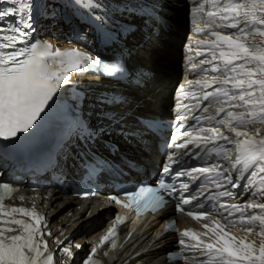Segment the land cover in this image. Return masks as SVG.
Wrapping results in <instances>:
<instances>
[{
    "label": "snow or ice",
    "instance_id": "snow-or-ice-1",
    "mask_svg": "<svg viewBox=\"0 0 264 264\" xmlns=\"http://www.w3.org/2000/svg\"><path fill=\"white\" fill-rule=\"evenodd\" d=\"M8 7L0 8V138H17L18 134L28 133L38 126L39 121L50 108V102L61 89L62 85L70 83L72 72L81 73L89 68L103 70L108 75L118 72L117 64H103L98 58H93L89 53L72 48L61 51L53 48L51 44L41 46L39 41L33 42L35 30V17L37 13V0H3ZM195 7L190 9V16L196 17L197 32H207L215 37L212 40H197V45H206L205 52L210 53L211 59L202 60L201 65L207 63L212 66V71L223 73V79L213 77L211 83L220 86L213 91L203 94L204 101L216 100L221 107L218 113H223L225 119L217 121L220 126H227L237 139H229L228 135L220 132L219 127L199 129V132H209L211 135H192L185 129L183 121L186 116H179L182 121L174 128L175 134L170 138V146L174 149L167 155V163L162 168V173L168 176V180L162 176L156 185H134L131 188L121 189V194L126 201L118 196L111 199L117 204L132 207L138 211L162 209L167 197H176L179 203L175 205L177 211H185L184 206L194 205L202 207L199 197L204 195L201 187L196 189L189 182L180 180L178 184L171 183L173 178L188 177L192 182L199 181L201 175L215 173L217 178L223 177V183L219 179L210 182L216 189H222L225 184L232 187H240L234 183L233 177L226 173L232 169L241 172V175L257 177L245 185L249 194L253 196V202L245 201L244 205L224 202L219 205L227 214L225 219L235 217L229 221L242 226L245 235L238 237L225 230V226L219 221H213L214 227L204 224L214 234L210 240H202L201 235L192 229L178 232L177 243L182 248L198 250L205 257L208 264H264V202H255L256 198L264 200V136L256 137L260 129H255V134L241 131L234 126L249 125L257 121L264 123V46H249V36L259 34L264 37V0H208L214 10L207 12V22L200 26V19L204 15L205 3L194 0ZM259 13V14H258ZM47 15V12L43 13ZM54 15V13H53ZM225 30H234L226 32ZM218 51V55H217ZM203 55V52L197 53ZM220 63H214V62ZM192 82L189 81V84ZM200 83V82H197ZM210 86L209 82H205ZM230 86V87H229ZM187 108V106H182ZM233 109H239L234 111ZM207 112L208 108H203ZM195 119V117H193ZM212 120L215 117H205ZM191 128V125L188 126ZM187 139H182V138ZM243 139H239V138ZM224 140L235 146L238 153L235 159L231 156V149L223 145L215 146L211 152L222 156L230 165L212 164L210 166H189L178 157V150H187L190 145L199 149L209 143L216 144ZM191 158L196 155L185 151L182 153ZM223 169V171H222ZM17 191L10 182L0 181V264H54V254L49 250L45 235L51 236L46 231V218L40 215L35 207L29 209L24 206L5 207V199ZM88 194L94 195V192ZM221 197L232 198L233 193L228 190L212 193L210 200H218ZM23 200V197H20ZM251 213L249 214V211ZM260 213V214H257ZM17 214L29 219L17 218ZM190 217L201 220L208 216L206 210L188 211ZM126 218L119 215L115 217L116 223H123ZM259 224L261 242L257 247L255 241H247V237L253 234L255 225ZM177 230L176 222L168 224L166 231ZM117 229L114 226L102 238V242H108L114 237ZM185 237H190L194 244L189 243ZM67 239V238H66ZM64 245V241H58ZM115 246V245H114ZM81 248V245H75ZM60 251L71 256V248L63 246ZM96 249L92 252L95 253ZM182 251L169 253V259H183ZM83 264H100L92 255L85 258Z\"/></svg>",
    "mask_w": 264,
    "mask_h": 264
},
{
    "label": "bare ground",
    "instance_id": "bare-ground-1",
    "mask_svg": "<svg viewBox=\"0 0 264 264\" xmlns=\"http://www.w3.org/2000/svg\"><path fill=\"white\" fill-rule=\"evenodd\" d=\"M155 1H157L162 7H165L166 9L168 8L169 11L173 13V15L179 16L176 17V20L178 22L180 21V23L183 20L181 18V15H183L185 11H187V7L190 5L192 7L196 6L194 0ZM122 2H129V0H122ZM45 9L47 15H43L41 19L42 28L40 33V36L44 39L53 41L59 46H73L74 42H69V40H64L65 42H61L60 40H57L56 37L61 36L62 34H66V36L68 37V35L71 36L74 33L76 35L77 32L80 33V35L89 34L88 28L83 24H79V22L74 20L70 15H68V18L66 19L67 21L63 20L59 15L60 7L56 6L55 3H48L47 6H45ZM104 9L114 14H121L125 18L133 17L131 16L133 13H130L127 8L115 7L112 6L109 2H107V5L104 6ZM171 21L173 23H177L175 19H171ZM129 23L132 24L131 22ZM179 26V29H177L178 27L176 29H170L169 34L174 39L173 44H170V41L168 42L166 38L157 37L154 40H150L149 42H147L146 46H143L142 48H139L137 50L142 52L141 58L143 59L145 66H149L150 69L153 68L157 70V67L159 68L165 65L164 61L166 59L167 53H169L171 48L176 46L175 41L177 38L179 41V37L183 32L182 25ZM175 27L176 26L174 25V28ZM187 33H185V36L187 35ZM166 35H168V33H166L164 37ZM192 37L193 36L191 35L189 36V41H191ZM246 43L248 45H251L250 43L254 45L255 43H258V41H247ZM149 84L151 86L149 88L146 87L145 89H143V92L139 94V98L146 99L143 101L144 105H146V103L151 104L150 102L152 100H156L159 91H154L158 86L157 78L150 81ZM246 127H250L252 130H255V128L250 124ZM258 127L264 133V123L259 122ZM129 149L134 156H144L145 159L144 161H142L144 166H150V164L153 163L154 156L152 155L149 147H145V149H142L141 146L137 144L134 146H129ZM47 194L48 193H45L44 191L39 193L32 191L17 193L13 195L9 200L4 202L5 207L7 208L11 206H24L29 209L35 207L36 209L41 210L47 216V220L49 221L48 225L46 226V231H50L52 234L51 236L45 235L44 237L48 241L49 250L54 254V257L61 258L62 256H64L63 258L65 260H70L71 256L60 251V248L63 246H68L71 248V252L79 254V252L81 251L79 250L77 252V248L75 247V245L85 244V239H83L81 235L86 233L87 229H91V232H93L91 234L94 235L99 228V225L102 223L104 218L103 215L106 211H95L94 209H92L88 214H85L83 210L76 208L77 204L83 205L84 201L76 200L71 196L70 193L51 189L50 195ZM20 197H23L24 199L21 200ZM255 202L261 203L264 202V200L256 198ZM95 203V199H92L90 201V204L92 205ZM248 211L250 214L251 210ZM17 218L27 219V217H22L21 214H17ZM244 227L246 226H242L236 223L234 228H231V230L228 229V232L235 234L238 237H243L245 235V232L243 231ZM259 231L260 227L257 223L255 225L253 234L247 237V241H255V245L257 247L261 242V237L257 235ZM167 239L168 237H160L159 231L155 228L154 225L141 232L135 233L127 239V241L123 245V248L119 251L118 260L114 264H127V261H129L128 264H184L179 262H167L165 260L162 255L161 249L158 246L160 243L166 242ZM58 241H64L65 243L64 245H60Z\"/></svg>",
    "mask_w": 264,
    "mask_h": 264
},
{
    "label": "rangeland",
    "instance_id": "rangeland-1",
    "mask_svg": "<svg viewBox=\"0 0 264 264\" xmlns=\"http://www.w3.org/2000/svg\"><path fill=\"white\" fill-rule=\"evenodd\" d=\"M180 4V3H179ZM260 36L259 34H253V35H250L249 36V39L248 40H255V39H264V37ZM261 46H264V43H262ZM256 127H258L257 125H255Z\"/></svg>",
    "mask_w": 264,
    "mask_h": 264
}]
</instances>
